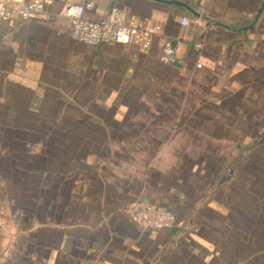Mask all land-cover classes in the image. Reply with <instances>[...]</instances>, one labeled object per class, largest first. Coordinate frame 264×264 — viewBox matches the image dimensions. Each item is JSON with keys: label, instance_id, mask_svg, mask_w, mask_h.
Instances as JSON below:
<instances>
[{"label": "crops", "instance_id": "0c3cea01", "mask_svg": "<svg viewBox=\"0 0 264 264\" xmlns=\"http://www.w3.org/2000/svg\"><path fill=\"white\" fill-rule=\"evenodd\" d=\"M89 1V19L119 8L159 35L149 50L79 44L59 0L2 25L0 224L19 247L1 255L264 264V0L75 3ZM138 200L174 213L173 228L140 229Z\"/></svg>", "mask_w": 264, "mask_h": 264}, {"label": "built area", "instance_id": "2783aa9c", "mask_svg": "<svg viewBox=\"0 0 264 264\" xmlns=\"http://www.w3.org/2000/svg\"><path fill=\"white\" fill-rule=\"evenodd\" d=\"M59 1L62 3L59 16L69 21L70 37L79 44L90 47L114 44L149 50L159 35L155 24L139 21L119 8H113L105 18L89 19L86 12L94 7L92 1L85 5H79L75 0ZM54 3L55 0H0V28L3 24L13 27L18 22L34 20ZM183 25L187 26L186 20H183ZM177 51L178 43L165 39L161 61L174 62ZM197 68L202 66L197 65ZM127 213L135 225L147 231H168L176 222L174 213L142 200L132 202Z\"/></svg>", "mask_w": 264, "mask_h": 264}, {"label": "rangeland", "instance_id": "374dc122", "mask_svg": "<svg viewBox=\"0 0 264 264\" xmlns=\"http://www.w3.org/2000/svg\"><path fill=\"white\" fill-rule=\"evenodd\" d=\"M5 230L6 229H5L4 225L0 224V264L9 263V262H7L8 259L6 260L5 257L3 255H1V253H3L6 248H10V247H14V246L19 247V241H10ZM13 263H14V261H13ZM10 264H12V262Z\"/></svg>", "mask_w": 264, "mask_h": 264}]
</instances>
